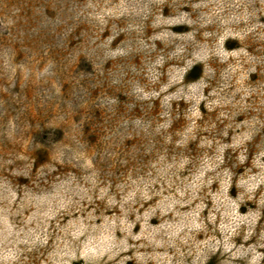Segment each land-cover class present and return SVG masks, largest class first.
<instances>
[{
	"label": "clouds",
	"instance_id": "obj_1",
	"mask_svg": "<svg viewBox=\"0 0 264 264\" xmlns=\"http://www.w3.org/2000/svg\"><path fill=\"white\" fill-rule=\"evenodd\" d=\"M213 257L264 264V0H30L0 21V264Z\"/></svg>",
	"mask_w": 264,
	"mask_h": 264
},
{
	"label": "trees",
	"instance_id": "obj_2",
	"mask_svg": "<svg viewBox=\"0 0 264 264\" xmlns=\"http://www.w3.org/2000/svg\"><path fill=\"white\" fill-rule=\"evenodd\" d=\"M29 6L30 0H0V21H6L4 18L5 11L11 15L9 20H18L28 12ZM83 67L87 66L83 65ZM201 74L202 66H197L191 71V73H189L188 79H198L201 77ZM31 116L33 119L37 118L34 111L31 112ZM210 264H215V262L212 260Z\"/></svg>",
	"mask_w": 264,
	"mask_h": 264
},
{
	"label": "rangeland",
	"instance_id": "obj_3",
	"mask_svg": "<svg viewBox=\"0 0 264 264\" xmlns=\"http://www.w3.org/2000/svg\"><path fill=\"white\" fill-rule=\"evenodd\" d=\"M164 14H165L166 16L169 15V10H168L167 8H165V13H164ZM10 17H11V15L8 14V13L5 11V13H4V18H5V20L8 21ZM186 30H187L186 27L183 26V25H182V26H178V27H176V28L174 29V31H176V32H185ZM240 46H242V44H241V41L238 40V39H237V40H229L228 43H227V47H228L229 49L237 48V47H240ZM250 50H251V49H250ZM202 75H203V69H202V74H201V76H202ZM252 80H253V81H256L257 83H260V82H261V81H260V78H259L258 76H256V75H253V76H252ZM201 110L204 111L205 114H207V109L204 108L203 106H201ZM241 119H243V118L241 117ZM57 123H58L57 121H52V125H53V126H55ZM19 148H20V151H21V152L24 151V147H23V145H20ZM232 194L235 195V189H233ZM241 211H244V209H241ZM212 260H213V261L215 262V264H216V258L213 257ZM129 264H136V261H135V260L129 261Z\"/></svg>",
	"mask_w": 264,
	"mask_h": 264
}]
</instances>
